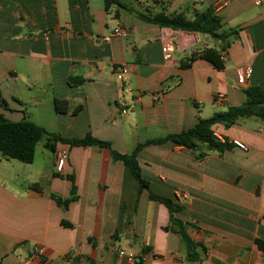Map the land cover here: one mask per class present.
I'll list each match as a JSON object with an SVG mask.
<instances>
[{"label":"crops","instance_id":"1","mask_svg":"<svg viewBox=\"0 0 264 264\" xmlns=\"http://www.w3.org/2000/svg\"><path fill=\"white\" fill-rule=\"evenodd\" d=\"M123 4L131 11L105 8L104 0H0L4 118L26 119L63 139L90 135L129 155L147 140L240 106L248 88L264 89V6L144 0L140 12ZM207 7L228 36L224 43L145 23L133 12L192 20ZM114 29L122 34L104 41ZM169 39L173 50L164 60L161 47ZM222 44L228 47L220 53ZM205 49L221 54V70L202 59L188 63L192 52ZM119 65L131 69L123 82L113 75ZM245 65L251 76L239 85L237 69ZM55 100L65 103V113H56ZM212 130L221 142L237 140L247 151L204 150L199 160L171 142L145 146L137 161L148 189L109 150L94 146L55 142L51 150L41 140L30 164L0 155V264H127L117 250L145 255L146 264H264L254 244L264 242V121L239 119ZM60 150L67 159L56 172ZM72 186L74 199L63 208L56 198H70ZM149 193L180 206L172 217L198 246L197 261L189 260L168 209ZM34 246L44 255H32Z\"/></svg>","mask_w":264,"mask_h":264},{"label":"trees","instance_id":"2","mask_svg":"<svg viewBox=\"0 0 264 264\" xmlns=\"http://www.w3.org/2000/svg\"><path fill=\"white\" fill-rule=\"evenodd\" d=\"M110 5H116L119 8L131 11L130 8L125 6L119 0H104L105 8ZM138 19L145 23L154 24L162 28H167L175 31H183L188 33H198L208 35L214 39L225 42L228 37L225 32L219 33L221 29V23L219 18L215 15L213 7H207L203 12L196 14L192 20L186 19L182 13L165 15L164 13L152 14L147 12L146 14L136 13ZM229 34L234 33V30H229ZM228 47L223 45L221 52ZM196 59H202L210 63L217 70L223 68L221 54L213 49H205L199 52H192L188 63H192ZM188 63L183 64L181 68L188 67ZM80 83L81 81H75ZM69 81V84L75 83ZM245 100L240 106L228 107L223 112H216L210 118L198 119L197 123L187 130H184L178 134L167 135L164 138L156 140H147L141 144H138L134 150L129 154H120L111 149L110 144L107 142L99 141L92 138L90 135H86L83 139H63L54 134L47 133L44 129L34 125L26 119L20 122H11L4 118L0 113V155L6 159H12L24 164H30L33 161L35 146L37 142L44 140L45 147L48 149H54V143L68 144L72 147H86L94 146L102 149L109 150L111 159L113 161L122 162L129 168L133 177L139 183L141 189H148V182L145 181L140 172V167L137 161L138 152L148 145H162L167 142H171L177 146H182L190 149L197 159L201 160L205 157V151H216L222 153L225 150H229L232 147L227 141L221 142L212 130L213 125L221 124L228 128L234 125L239 119L245 118H257L264 121V89L258 87H251L244 91ZM7 107L0 90V109ZM54 109L56 113H65L67 107L65 103L54 101ZM72 180V178H70ZM33 188H36L33 186ZM71 197L67 199L56 198L57 203L66 208L68 204L74 199V187H71ZM149 199L157 201L163 204L170 212V223L177 225V233L182 238L187 254L190 261H197L198 254L195 252V248L198 247L187 236L186 232L181 226V223L172 217V214L177 213L180 210V206L172 202L171 200L149 193ZM169 228L166 227L165 230ZM256 248L264 253V242L255 240Z\"/></svg>","mask_w":264,"mask_h":264},{"label":"built area","instance_id":"3","mask_svg":"<svg viewBox=\"0 0 264 264\" xmlns=\"http://www.w3.org/2000/svg\"><path fill=\"white\" fill-rule=\"evenodd\" d=\"M251 3L254 7L256 8H261L262 6H264V0H251ZM261 23L264 25V16L261 18ZM121 30L120 29H114L112 34L106 38H104V41H108L110 37L112 36H118L121 35ZM173 50V41L172 39L166 40L162 47H161V52L163 55V59L164 60H169L170 58V53ZM223 58V57H221ZM130 67L127 65H119L114 67L113 70V75L116 79V81L118 82H123L125 81L127 75L130 73ZM251 67L249 65H245L244 67L238 68L237 69V83L239 85H244L247 80L250 78L251 76ZM215 100L217 102H222L223 101V95L217 94L215 97ZM125 113V112H123ZM232 145V147L242 151V152H246L247 151V147L237 141V140H233L230 143ZM66 159H67V152L60 150L56 152V161H55V170L56 172H61L62 168L64 167L65 163H66ZM32 255L36 256V257H40L44 255V250L43 248L39 247V246H34L32 248ZM117 256L120 258H123L127 264H146V256L145 255H137L133 252H129V251H124V250H117Z\"/></svg>","mask_w":264,"mask_h":264},{"label":"rangeland","instance_id":"4","mask_svg":"<svg viewBox=\"0 0 264 264\" xmlns=\"http://www.w3.org/2000/svg\"><path fill=\"white\" fill-rule=\"evenodd\" d=\"M121 1L125 4H127L128 6L133 7L134 9L140 11V12H143L141 7L138 6L139 5L138 2L140 1V3L142 2V4H143L144 0H121ZM148 5H149V7H151L152 4L148 1ZM158 10H161L160 7H158ZM133 12L139 13L135 10H133Z\"/></svg>","mask_w":264,"mask_h":264}]
</instances>
